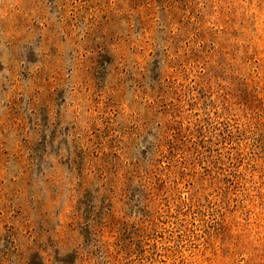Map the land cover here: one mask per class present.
<instances>
[{"label":"rangeland","instance_id":"obj_1","mask_svg":"<svg viewBox=\"0 0 264 264\" xmlns=\"http://www.w3.org/2000/svg\"><path fill=\"white\" fill-rule=\"evenodd\" d=\"M0 264H264V0H0Z\"/></svg>","mask_w":264,"mask_h":264}]
</instances>
